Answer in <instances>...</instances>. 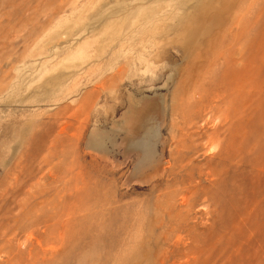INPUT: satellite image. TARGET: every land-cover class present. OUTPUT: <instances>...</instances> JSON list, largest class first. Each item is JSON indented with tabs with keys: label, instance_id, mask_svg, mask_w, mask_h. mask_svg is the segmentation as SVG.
<instances>
[{
	"label": "rangeland",
	"instance_id": "obj_1",
	"mask_svg": "<svg viewBox=\"0 0 264 264\" xmlns=\"http://www.w3.org/2000/svg\"><path fill=\"white\" fill-rule=\"evenodd\" d=\"M0 264H264V0H0Z\"/></svg>",
	"mask_w": 264,
	"mask_h": 264
}]
</instances>
